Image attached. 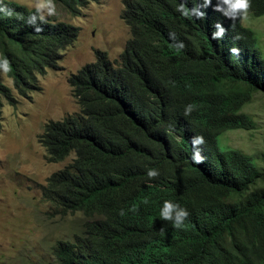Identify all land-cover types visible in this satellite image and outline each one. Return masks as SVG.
<instances>
[{
    "label": "trees",
    "instance_id": "trees-1",
    "mask_svg": "<svg viewBox=\"0 0 264 264\" xmlns=\"http://www.w3.org/2000/svg\"><path fill=\"white\" fill-rule=\"evenodd\" d=\"M60 1L75 11L88 0ZM2 2L13 15L0 13V58L10 61L17 92L28 96L35 72L57 68L77 30L46 18L34 31L27 23L33 8ZM216 2L124 0L129 37L118 58L95 50L92 62L67 77L78 111L47 121L38 139L53 160L72 159L50 174L42 196L62 212H81L85 222L71 240L53 245L51 264H264L260 167L217 143L225 131L253 128L243 107L264 95V52L240 18L214 11ZM181 3L204 18L184 17ZM249 12L264 15V0H251ZM217 23L226 31L213 39ZM177 42L185 47L177 50ZM1 95L12 101L0 82ZM197 136L205 140L200 164L192 161ZM149 169L159 177L150 180ZM164 201L188 210L182 228L160 218Z\"/></svg>",
    "mask_w": 264,
    "mask_h": 264
},
{
    "label": "rangeland",
    "instance_id": "rangeland-1",
    "mask_svg": "<svg viewBox=\"0 0 264 264\" xmlns=\"http://www.w3.org/2000/svg\"><path fill=\"white\" fill-rule=\"evenodd\" d=\"M33 8L34 0H14ZM57 14L46 17L76 27L75 41L66 48L57 68L35 72L28 96L18 95L8 73L0 70V82L11 90L13 105H0V264H51L58 240H71L85 222L81 212H62L42 196L50 174L64 167L72 155L53 160L38 139L44 124L78 111L67 77L95 59V50L117 59L129 37L121 18L124 0H88L71 11L54 0ZM251 28L264 52V15L249 12L240 18ZM243 111L252 119L251 129H232L218 136L220 149L235 148L251 156L264 187V95L253 94Z\"/></svg>",
    "mask_w": 264,
    "mask_h": 264
},
{
    "label": "clouds",
    "instance_id": "clouds-1",
    "mask_svg": "<svg viewBox=\"0 0 264 264\" xmlns=\"http://www.w3.org/2000/svg\"><path fill=\"white\" fill-rule=\"evenodd\" d=\"M212 5V0H203V4L201 7H209ZM33 13L28 17L27 23L34 26V31L40 32L43 29L37 25L36 21L39 19L41 23L46 22V17H52L57 14L56 4L54 0H34L33 3ZM251 9V0H217L216 5L214 6V11L220 12L225 18L235 21L238 18L246 17L249 14ZM177 11H179L184 17L195 16L198 19H203L205 13L200 11L199 8L187 9L185 3H181ZM0 13L4 16L10 17L13 15L11 9H8L6 5L3 4L2 0H0ZM216 31L212 34L213 39H219L225 34V29L219 23L215 25ZM169 38L171 40H175V33H169ZM240 37H235V39H239ZM125 47V46H124ZM174 47L177 50L183 49L185 46L183 42H177ZM124 49V48H123ZM123 51V50H122ZM121 51V52H122ZM234 54H238V49H231ZM120 52V53H121ZM0 70H3L4 73H8L11 71V63L6 58H0ZM4 85V84H3ZM13 85V82H12ZM6 86V85H5ZM7 87V86H6ZM13 88L16 87L13 85ZM8 89V87H7ZM16 93L20 95L17 91ZM9 97L11 95V90L8 89ZM5 101L11 105L14 103L8 100L5 96H0V105L2 102ZM191 106H189L186 111L185 115L189 114L191 111ZM195 151L192 156V161L196 164H200L204 162V157L200 154L199 146L205 143V140L202 136H197L192 138L191 141ZM160 173L156 169H149L147 172V176L150 180L157 179ZM121 215H124L123 210H121ZM190 213L186 208L181 207L177 203H173L171 201H164L163 207L160 210V218L165 222H171L173 226L177 229H180L184 226L185 221L187 220ZM163 230V229H162Z\"/></svg>",
    "mask_w": 264,
    "mask_h": 264
}]
</instances>
